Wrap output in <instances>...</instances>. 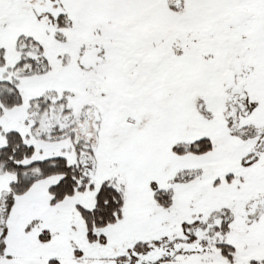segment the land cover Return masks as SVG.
Returning a JSON list of instances; mask_svg holds the SVG:
<instances>
[{"label": "snow or ice", "instance_id": "6c2138e0", "mask_svg": "<svg viewBox=\"0 0 264 264\" xmlns=\"http://www.w3.org/2000/svg\"><path fill=\"white\" fill-rule=\"evenodd\" d=\"M0 264H264V0H0Z\"/></svg>", "mask_w": 264, "mask_h": 264}]
</instances>
